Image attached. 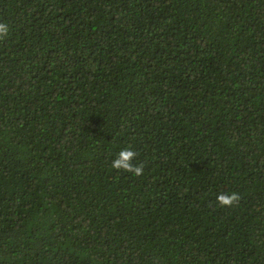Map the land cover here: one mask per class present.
Segmentation results:
<instances>
[{
	"label": "trees",
	"instance_id": "16d2710c",
	"mask_svg": "<svg viewBox=\"0 0 264 264\" xmlns=\"http://www.w3.org/2000/svg\"><path fill=\"white\" fill-rule=\"evenodd\" d=\"M0 22V264H264V0H0Z\"/></svg>",
	"mask_w": 264,
	"mask_h": 264
},
{
	"label": "clouds",
	"instance_id": "9594fccd",
	"mask_svg": "<svg viewBox=\"0 0 264 264\" xmlns=\"http://www.w3.org/2000/svg\"><path fill=\"white\" fill-rule=\"evenodd\" d=\"M9 33V25L4 22H0V39L5 38ZM135 153L129 149L124 148L121 149L120 152L117 154L116 158L112 160L111 167L116 169H124L128 172H131L137 176L143 173V166L142 165H135L132 166L128 163V160L133 157ZM238 199L236 193L230 194H218L217 200L224 205L232 204L235 200Z\"/></svg>",
	"mask_w": 264,
	"mask_h": 264
}]
</instances>
